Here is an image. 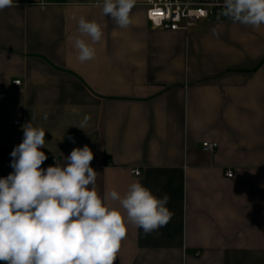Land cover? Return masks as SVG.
Here are the masks:
<instances>
[{"label": "crops", "instance_id": "obj_1", "mask_svg": "<svg viewBox=\"0 0 264 264\" xmlns=\"http://www.w3.org/2000/svg\"><path fill=\"white\" fill-rule=\"evenodd\" d=\"M144 1L127 28L96 0L0 10V178L33 116L42 168L87 145L101 196L138 180L170 197V222L147 235L129 224L114 264H264V26L154 28ZM81 16L103 29L85 63L69 39Z\"/></svg>", "mask_w": 264, "mask_h": 264}, {"label": "clouds", "instance_id": "obj_2", "mask_svg": "<svg viewBox=\"0 0 264 264\" xmlns=\"http://www.w3.org/2000/svg\"><path fill=\"white\" fill-rule=\"evenodd\" d=\"M136 3L96 0L95 7L102 8L103 15L120 28H127ZM15 6L14 0H0V10ZM221 9L220 15L233 23L257 29L264 26V0H222ZM77 32L69 37L77 60H93V45L103 37L101 25L81 16ZM89 119L85 115L76 127L84 129ZM32 120L22 125L23 140L10 153L14 171L0 178V261L114 264L129 224L147 235L170 222V197H157L138 180L123 195L113 189L101 196L98 173L90 166L94 153L87 145L74 148L62 164L42 168L47 160L40 150L45 147L46 131L34 127Z\"/></svg>", "mask_w": 264, "mask_h": 264}, {"label": "built area", "instance_id": "obj_3", "mask_svg": "<svg viewBox=\"0 0 264 264\" xmlns=\"http://www.w3.org/2000/svg\"><path fill=\"white\" fill-rule=\"evenodd\" d=\"M222 0H145L146 16L154 28L166 30L187 29L195 25L199 20L212 21L230 19L220 15ZM18 82V83H17ZM15 84H21V80H15ZM218 147L216 142H205L203 148L213 151ZM133 174L139 175L138 169L132 170ZM8 175H5L6 177ZM228 176H232L228 172Z\"/></svg>", "mask_w": 264, "mask_h": 264}]
</instances>
